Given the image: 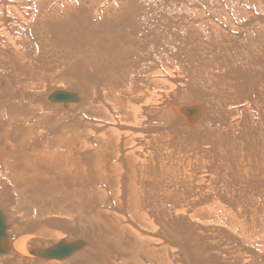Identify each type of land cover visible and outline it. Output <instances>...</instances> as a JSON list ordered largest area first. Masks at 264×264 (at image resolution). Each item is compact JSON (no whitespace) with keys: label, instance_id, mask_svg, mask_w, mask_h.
<instances>
[{"label":"bare ground","instance_id":"obj_1","mask_svg":"<svg viewBox=\"0 0 264 264\" xmlns=\"http://www.w3.org/2000/svg\"><path fill=\"white\" fill-rule=\"evenodd\" d=\"M0 210V264H264V0H0Z\"/></svg>","mask_w":264,"mask_h":264},{"label":"water","instance_id":"obj_2","mask_svg":"<svg viewBox=\"0 0 264 264\" xmlns=\"http://www.w3.org/2000/svg\"><path fill=\"white\" fill-rule=\"evenodd\" d=\"M2 213L3 212L0 210V240L1 238L4 239L5 237L4 216ZM76 249H77L76 244L62 242L56 247L49 249L48 252L46 253V256L51 257V258H63V257L68 256L70 253H72ZM0 252L2 253L5 252L4 247H1V243H0Z\"/></svg>","mask_w":264,"mask_h":264},{"label":"rangeland","instance_id":"obj_3","mask_svg":"<svg viewBox=\"0 0 264 264\" xmlns=\"http://www.w3.org/2000/svg\"><path fill=\"white\" fill-rule=\"evenodd\" d=\"M68 90H70V91H71V89H68Z\"/></svg>","mask_w":264,"mask_h":264}]
</instances>
